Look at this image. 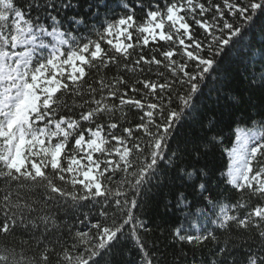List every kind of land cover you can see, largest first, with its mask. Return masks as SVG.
I'll return each mask as SVG.
<instances>
[{"label": "snow or ice", "instance_id": "1", "mask_svg": "<svg viewBox=\"0 0 264 264\" xmlns=\"http://www.w3.org/2000/svg\"><path fill=\"white\" fill-rule=\"evenodd\" d=\"M77 6L0 0V264H111L124 240L140 264H158L138 234L135 197L159 170L216 57L264 17V0H139L142 17L125 4L123 16L86 41L68 27L86 19L53 14ZM259 82L264 90V72ZM126 108L138 111L139 123L128 121ZM258 115L264 123V99ZM229 155L222 182L239 196L223 203L207 181L194 185L215 230L174 235L208 247L220 243L217 230H228L239 243L217 247L202 264H226L228 256L230 264H264V135L245 137ZM185 200L177 195L178 204ZM93 201L103 208L87 231L69 230L70 244L44 242L58 227L55 212Z\"/></svg>", "mask_w": 264, "mask_h": 264}, {"label": "trees", "instance_id": "2", "mask_svg": "<svg viewBox=\"0 0 264 264\" xmlns=\"http://www.w3.org/2000/svg\"><path fill=\"white\" fill-rule=\"evenodd\" d=\"M53 2L59 4L60 0ZM72 2L78 6L58 9L53 14L62 17L76 15L86 19L87 24L78 27L68 25L74 35L85 41L96 39L95 31L102 30V24L123 16L128 11L124 8L125 4L135 8L136 17L144 15L141 8L136 7L139 0ZM154 2L155 0H144L145 6ZM31 14L35 16L36 11L31 10ZM102 46L108 47L104 44ZM151 47L149 45L144 50L145 53ZM262 54L264 17H258L253 24L245 27L233 44L216 57L217 63L206 74L200 90L192 97L191 107L185 109L181 120L175 125L168 140L169 148L165 152V159L159 163V170L144 184L140 195L135 197L138 207L134 212L143 225L138 228V234L155 253L158 264H202L213 258L212 253L217 247H224L229 241L239 243L238 236L223 229L217 230L220 243L208 247L182 243L174 233L177 228L185 233L195 234H201L204 229L215 230V226L208 222L212 210L206 206L207 201L201 199L194 187L201 181H207L212 189L211 194L218 196L223 203L234 201L239 196L231 185L222 182V174L228 171L231 162L229 153L237 146L238 131L256 132L257 139L264 135V123H261L258 115L264 99V90L260 88L259 82V76L264 72ZM253 77L256 78L255 81ZM126 110L128 121L132 125L140 122L136 109ZM79 111L77 108L68 115L75 116ZM73 145L74 139H70L69 149ZM190 172L199 175L189 178L187 173ZM120 178V174L114 177L115 180ZM179 193L186 196V200L180 204L177 203ZM102 208V202L93 201L84 202L82 207L74 210L60 209L54 213L58 217V227L44 242L70 244L69 230L73 233L77 230L87 231L90 223L100 219L99 212ZM40 231L43 232V229ZM3 243L0 239V246ZM231 259L232 256H228L226 264H230ZM109 260L111 264H140V253L131 240H124L112 251Z\"/></svg>", "mask_w": 264, "mask_h": 264}, {"label": "rangeland", "instance_id": "3", "mask_svg": "<svg viewBox=\"0 0 264 264\" xmlns=\"http://www.w3.org/2000/svg\"><path fill=\"white\" fill-rule=\"evenodd\" d=\"M111 39H114V38L111 37ZM121 39H123V38H121ZM237 135H238L237 145L245 137H248V138L256 137V138H258V135L256 132L238 131ZM251 142H252L251 139H249V143H251ZM83 162H86V161H83Z\"/></svg>", "mask_w": 264, "mask_h": 264}]
</instances>
